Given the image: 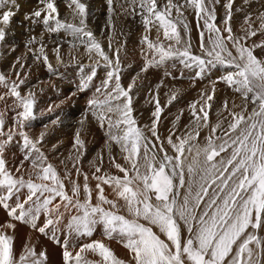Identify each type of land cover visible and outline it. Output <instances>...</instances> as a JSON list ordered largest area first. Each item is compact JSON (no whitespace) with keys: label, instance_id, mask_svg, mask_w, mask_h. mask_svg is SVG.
Instances as JSON below:
<instances>
[{"label":"snow or ice","instance_id":"obj_1","mask_svg":"<svg viewBox=\"0 0 264 264\" xmlns=\"http://www.w3.org/2000/svg\"><path fill=\"white\" fill-rule=\"evenodd\" d=\"M219 2L133 0V4L138 3L141 10L145 29L141 43L146 45L147 56L141 71L146 72L150 67H160L178 59L186 69L198 68L195 77H201L208 65L226 64L234 71H228L220 79L242 99L240 105L233 102L231 108L228 100L223 102V111L228 113L224 117L228 121L227 128L222 126L221 120L210 126L209 111L216 92L214 82L210 93H201L202 103L197 101L190 105L194 126L183 135L170 133L166 138L172 154H169V148L164 146L165 141L157 131L163 111L158 96L153 97L155 110L148 129L150 138L138 126L133 115L130 93L135 79L126 88L122 85L120 48L117 47L110 55L88 29L86 3L81 0H70L68 3L73 11V21L78 20V23L61 19L56 0H38L39 6L25 14V20L31 24H43L47 32L58 33L62 29L68 32L74 38L73 48L78 47L76 41L84 46L93 64L77 86L78 91L89 88L97 76L99 65L103 64L106 69L105 78L95 87V94L88 104L96 109L93 115L100 127H107L110 162L122 176L102 173V168L95 166V189L89 184L88 174L77 167L85 146L80 132L74 139L75 155L69 159H74L76 175H83L82 185L78 180L71 179L67 169L61 176L57 168L48 162V157L38 146L44 140V133L32 138L25 131L36 118L35 93L30 90L23 95L20 90L26 83V77L21 78L17 72V79L11 80L0 73V86L7 89L0 94V101L12 97L14 107L20 109L13 119V126L7 131L4 114L0 113V136L6 137L0 141V206L7 210L11 220L30 224L41 234L51 227L53 239L56 229L52 226L64 218L61 207L65 211L75 210L77 214L70 215L66 225L70 233L91 237L101 226L105 238L120 243L129 253L127 260L121 259L103 240L83 243L73 253L65 241L64 264H264V40L245 43L258 33L264 36V12L256 17L258 27H254L251 13L246 14L244 25L247 27L242 25L244 34L238 36L234 34L231 23L235 0H227L224 5L223 28L215 22V5ZM248 2L244 0L245 4ZM108 4L111 9L113 0H108ZM187 8L194 10L207 30V43L205 32H200V48L207 59L194 55L190 50V40H185L181 34L180 27L185 31L189 28L184 16ZM18 11L16 0H0V44L6 42ZM153 30L156 32L155 39L150 37ZM33 43H37L36 37L28 41L29 45ZM45 47L41 41L38 49L29 48V51L34 60H42L51 70L52 64ZM108 48L112 49L111 38ZM257 49H260V54H257ZM53 51L57 61L62 62L60 47ZM72 58L76 59L75 56ZM174 99L175 94L169 103ZM236 108L240 111H235ZM179 119L180 115L176 117L177 121ZM202 128H210L203 146L199 143ZM218 131L220 135H217ZM14 136L23 139L26 150L15 172L8 166L4 155ZM112 143L119 146L124 164L116 162V158L111 156ZM193 149L195 155L188 161L186 153H192ZM217 157L220 159L217 160ZM99 159L102 164L103 156ZM25 161L32 169L27 178L22 174ZM66 179L71 182V194L65 184ZM105 186L124 201L127 215L122 214L117 200L108 198ZM57 198L60 203H54ZM41 215L45 217L43 226L37 224ZM15 228L16 224L12 222L0 224V264H44L46 252L37 253L31 244L25 245V252L17 259L15 237L7 234V230ZM57 243L60 241L57 240ZM88 254L99 259H89Z\"/></svg>","mask_w":264,"mask_h":264},{"label":"bare ground","instance_id":"obj_2","mask_svg":"<svg viewBox=\"0 0 264 264\" xmlns=\"http://www.w3.org/2000/svg\"><path fill=\"white\" fill-rule=\"evenodd\" d=\"M17 1L21 3H17L19 5L20 13H17L19 16L17 19L22 22V25L16 26V21L13 20L11 32L6 37L5 43L13 45L19 41L21 42V47L19 50L13 51L14 49H11L10 46H5L4 43L0 44V57L6 56L5 59H8V64L5 62L4 65H0V73L9 77L11 80H16V73L19 72L21 78L26 77V83L20 88L22 94L26 95L30 90L35 93L36 104L34 107V115L36 118L30 122L25 131H27L28 135L32 138L39 137L41 133L45 134L44 140L38 146L48 157V162L52 163L57 168L61 176L64 175L65 170L67 169L71 173V179L78 180L81 185L84 182L83 175L77 176L73 169L74 159H69L70 156L74 157L75 155L73 144L78 131L85 142V146L81 150L83 155L77 167H80L83 173L88 174L90 186L95 189L97 183V181L93 179L95 166H100L102 168V173L107 172L113 175L122 176V173H119L110 162V154L107 147V127H100L93 115V112L96 111V109L91 108L88 104V100L95 94V87L99 86L101 81L105 78V67L103 64L99 65L96 68L97 76L94 78L93 82H91L89 88L83 92L78 91L77 86L85 75L90 72V66H92L93 60L89 59V55L85 52L84 46L79 45L78 41H76L78 47H72L74 38L63 29L58 33H50L44 30L48 36H51L49 38L50 41H48L47 44L55 43L53 44L54 46H65L64 49L62 48V51L60 49L62 62L57 61L56 53L53 51L49 61L52 64L51 70L42 60H34L33 55L32 57H26L27 63L29 62L30 64L31 62V64H34L31 65L30 68L27 69V67L24 68L21 67V65H15L14 61H16V56H24L23 54L26 52L23 49H25V46H28V41L31 39V36H34L32 34L33 31L30 30L33 28L31 25L39 27L43 25L41 23L31 24L24 19L25 14L31 13V11L29 12L27 8L23 10L21 7L23 5L28 6V4L30 6V0ZM67 2L69 3L70 0H67ZM81 2L88 5V16L86 21L88 29L94 33L95 38L102 44L105 50L111 55L112 51L117 47L120 48L121 83L126 88L130 83H133V80L135 79L132 92L130 93L133 97V115L137 119L138 126L144 130L146 135L151 138V133L148 129L151 127L153 120L152 113L155 110V101L153 97L158 96L160 105L163 108L160 121L157 125V131L161 139L165 141L164 146L169 148L166 143V138L170 133L183 135L187 130L194 126L189 106L197 101L202 103L203 101L200 99L201 93H210L214 82L216 92L214 100L211 101L212 108L209 111V124L210 126L215 125L218 120H221L223 121L222 126L227 128L228 121L225 120L224 117H227L228 113L223 111V102L228 100L229 108L232 107L233 102H235L236 105L242 103L240 94L235 92L233 88H230L220 79V77L228 71H234L233 68L228 65L223 66L212 64L206 67L205 72L201 77H195V72L199 69L193 67L188 68L189 71H186V68H184L177 59V61H168L165 65L160 67H150L146 72L141 71L146 63V45L143 44V47L137 52L134 51L132 55L129 54L130 47L128 48L129 50H127L129 42L138 41L141 43L142 36L145 34L144 25L140 15L141 10L139 9L138 3L134 5L133 0H113L110 9L108 0H104L103 3H100L99 1L100 5L96 3V1L92 2V0H81ZM68 3L61 5L60 9H64V6L69 9ZM261 3L260 0H249L247 4L244 3V0H235L233 5V28H239L240 30L238 31H242L241 26L244 25V18L248 13H251L255 22H259L256 20V17L261 12H264V4ZM31 8L33 7L31 6ZM134 8L135 11L133 10ZM70 9L72 11V8ZM236 9L242 10L237 11ZM220 11L221 14H226V9L224 7L220 8ZM225 14L222 17H224ZM184 16L189 25L187 32L190 33L189 35H191V38H194V40L197 39V45L200 46V32L204 31L205 43H207V35L203 26V20H198L194 10L191 8L185 9ZM61 19H65L68 22L78 23V20L73 21V11L71 13L68 11L67 14H61ZM110 19L111 24L109 23ZM244 27H247V25H244ZM180 28L183 30L182 35L187 37L186 31L182 27ZM20 30H23L24 33H18ZM242 33L243 31L240 33V36L244 34ZM152 35H154L155 39V30H153ZM225 35L227 34L225 33ZM110 38L112 45L111 50L108 48ZM36 39L39 45L41 41L45 44V41L43 40L44 37L38 39L36 36ZM194 40H192V42ZM261 40H264V36L258 33L257 36L251 37L245 42L258 43ZM123 44L126 46L124 47ZM34 47V43L31 44L33 50ZM256 52L257 54H260V49H257ZM73 56H75L76 59H73ZM5 59L3 58L2 61ZM174 62L176 64L173 67L170 63ZM42 64H44V67ZM81 65H83V67H81ZM188 84H191L192 88H187L189 86ZM6 91V88L0 86V94H3ZM77 92L81 93L79 95L80 99H76L75 97V94H78ZM73 93L75 94L73 95ZM173 94H175L176 99L169 103ZM185 97H188L190 102L187 103ZM71 102L74 103L71 104ZM197 107H199V104ZM50 108L51 111H49ZM250 108L251 105L249 106V110ZM19 110L20 109L14 107V98L12 97H6L5 100L0 101V113L4 114L5 131L13 126V119L16 116V112ZM234 110L240 111L239 108ZM178 115H180V119L177 121L176 117ZM228 119L230 120L231 118L228 117ZM33 124L36 128L32 126ZM209 132L210 128H202L200 130L199 143L201 146L204 145V138L209 135ZM220 134L221 133L218 131L217 135ZM175 135L173 136L174 139ZM5 138L6 137L0 136V141ZM25 151L23 139L19 136H14L13 141L6 146L4 155L8 162V166L13 169V172H15L16 167L20 166ZM169 154H172L170 148ZM194 155L195 149H193L192 153H189V157H187L188 161H191ZM100 156H103L102 164L99 159ZM111 156L116 158V162L121 164L125 163L122 158L123 154L121 153L119 146L115 143L111 144ZM200 159L203 160V156H201ZM61 161H63V163H61ZM31 171L30 163L25 161L22 174L27 178L28 173ZM100 174L101 173H96V175ZM65 184L69 189V194H71L70 180L66 179ZM181 192L183 193V190H181ZM105 194L109 199L117 200L118 204L121 206L122 214L127 215V212L123 207L124 201L119 200L111 188L105 186ZM105 207H107V205H105ZM62 212H64V218L59 224L52 226L56 229L55 239H53L51 227L45 234H41L39 231L33 229L30 224L11 220L7 214V210L0 206V224L8 222L16 224L15 230L9 229L7 230V234L15 237L14 250L17 259L25 252V245L31 244L35 247L37 253L40 251L46 252L47 259L44 261V264H64L63 245L65 241L68 243L69 250L75 253V251L79 250L81 244L91 242L92 240H103L105 244L109 245L114 250L117 257L124 260L129 258L128 250L120 243L104 237L103 228L101 226L97 227L91 237L77 236L74 232L70 233L66 225L68 224L70 215H75L77 213L72 209L69 211L63 209ZM44 220L45 217L41 215L37 224L43 226ZM57 240H59L60 243H57ZM88 256L89 259H99L98 256L92 254H88Z\"/></svg>","mask_w":264,"mask_h":264},{"label":"rangeland","instance_id":"obj_3","mask_svg":"<svg viewBox=\"0 0 264 264\" xmlns=\"http://www.w3.org/2000/svg\"><path fill=\"white\" fill-rule=\"evenodd\" d=\"M96 1V3H98L99 5H100V3H103V1L104 0H92V2H95ZM99 1H100V3H99ZM254 1H257V0H254ZM263 4H264V0H260ZM56 2H57V5H58V9H60V6L61 5H65L64 3H68L67 2V0H56ZM16 3H19V4H21L19 1H17L16 0ZM33 3V4H32ZM95 3V4H96ZM227 3V0H220V2L218 3V4H216L215 5V9H216V16H217V20L215 21L216 22V24L220 27L221 26V28H223V21H224V17H222L225 13H223V14H221V11H220V8H222V7H224V5ZM261 3V4H262ZM31 6L33 7V8H31ZM39 5H38V0L36 1V0H30V6H29V4H28V6H26V5H23L22 7H21V9H28V11L30 12H32L33 11V9H36L37 7H38ZM217 6V7H216ZM29 7V8H28ZM225 8V7H224ZM234 8V7H233ZM22 10V11H23ZM60 11V13L61 14H63V13H65V14H67L68 13V11L71 13L72 11H71V9L69 8H67V7H65L64 6V9L62 8V9H60L59 10ZM17 13H19V11L17 12ZM20 14V13H19ZM60 14V15H61ZM226 15V14H225ZM22 16V15H21ZM17 18H19V16L18 15H16L15 17H14V20L16 21L15 23L17 24L16 26H21L22 25V22L20 21V20H18ZM231 23H232V26H233V19H232V21H231ZM256 24H257V26H259V22H255V24H254V27H257L256 26ZM33 28L32 29H30V30H32L33 31V35L36 37H38V39H40V38H42V37H44V41H45V51H46V53H47V55H48V57H49V61H50V59H51V54L53 53V49H55L56 47H58V45L56 46H54L53 44H55V43H50V44H47L48 43V41H50V37L51 36H48V34H46V29H45V27L43 26V25H41V27H39V26H34V25H31ZM234 27V26H233ZM37 28V29H36ZM35 30V31H34ZM45 30V31H44ZM233 30H234V34H236V35H238V36H240L241 34V32L242 31H238V30H240L239 28L238 29H236V28H233ZM13 31V30H12ZM180 31H181V34H182V29L180 28ZM205 31H206V35L208 36V34H207V30L205 29ZM236 32V33H235ZM237 32H239V33H237ZM14 33H16V32H14ZM18 33H20V34H23L24 33V31L23 30H20V32H18ZM45 33V34H44ZM153 34V31L151 32V35ZM186 34H187V37L186 36H184V35H182L183 36V38L185 39V40H190V43H191V52L193 53V54H195V55H200V56H202V57H204V53L202 52V51H199V50H201V48H200V46H198L197 45V39L196 40H194V38H191V35H189L190 33L189 32H187L186 31ZM243 34V33H242ZM150 35V37L152 38V39H154V35H152L151 36ZM34 36H31V38L32 37H34ZM192 40H194V41H196V42H192ZM165 43H167L166 41H165ZM194 43V44H193ZM246 43V42H245ZM248 44H251V43H253V42H247ZM21 42H19V41H17L15 44H7V43H4V45L5 46H10V48L11 49H14L13 51H17V50H19L20 49V47H21ZM27 44V43H26ZM138 44V45H137ZM37 45V46H36ZM124 45V44H123ZM134 45V46H133ZM143 44L142 43H140V42H138V41H133V42H129V44L127 45V50H129V54L130 55H132L133 53H134V51L135 52H137L141 47H143L142 46ZM34 50H36V49H38L39 48V44H38V42L37 43H34ZM61 46H63V45H61ZM61 46H59L60 47V49H61V51H62V48L64 49L65 48V46H63V47H61ZM126 45H124V47H125ZM138 46V47H137ZM130 47V48H129ZM198 47V48H197ZM229 47H231L230 46V44H229ZM27 48V49H26ZM29 48H31V45H29L28 44V46H25V49H23L26 53H24L23 55L24 56H16V61H14V64L15 65H23V67L24 68H26L27 67V69L28 68H30L31 67V65H34V64H31V62H30V64H29V62L27 63V60H26V57L27 56H29V57H32V53L29 51ZM129 48V49H128ZM52 49V50H51ZM194 49V50H193ZM27 50V51H26ZM131 51V52H130ZM194 51H195V53H194ZM199 52V53H198ZM201 52V53H200ZM128 54V55H129ZM203 54V55H202ZM5 57L6 56H3V57H0V65H4L5 64V62H7V64H8V59H5ZM5 59L4 61H2V59ZM18 58V59H17ZM204 58H206L207 59V57H204ZM20 59V60H19ZM30 61V60H29ZM174 61H177V59L176 60H174ZM3 62V63H2ZM16 62V63H15ZM34 62V61H33ZM28 64H29V66H28ZM170 64H176L175 62L174 63H170ZM43 65V67H44V64H42ZM214 65V64H213ZM215 65H222V64H215ZM226 64H223V66H225ZM166 67V66H165ZM188 69V68H187ZM186 69V71H189V69L187 70ZM218 70V69H217ZM220 70V69H219ZM31 71V70H30ZM165 72V71H164ZM177 74H178V72H177ZM177 74H175V75H177ZM183 75V74H182ZM67 82V81H66ZM67 83H69V82H67ZM189 85V86H188ZM187 86V88H192V85L191 84H188ZM78 94H75V97H76V99H80L79 98V95L81 94L80 92H77ZM187 99V100H186ZM185 101L188 103V102H190L189 101V99H188V97H185ZM74 102H71V104H73ZM189 106V105H188ZM190 107V106H189ZM32 126H34V124L32 125ZM43 127H44V125H43ZM34 128H36L35 126H34ZM224 154H222V156H223ZM226 155V154H225ZM224 155V156H225ZM186 156L187 157H189V153H186ZM217 159H220L219 157H217ZM54 203H60V200H59V198H57L56 199V201H54ZM64 208L63 207H61V211L63 210ZM53 219H55L56 218V215L55 214H53V217H52ZM59 228H60V225H59ZM87 241V240H86ZM254 247V246H253Z\"/></svg>","mask_w":264,"mask_h":264}]
</instances>
